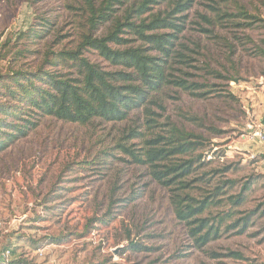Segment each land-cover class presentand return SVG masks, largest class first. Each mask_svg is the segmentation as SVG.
I'll return each instance as SVG.
<instances>
[{"label":"rangeland","instance_id":"obj_1","mask_svg":"<svg viewBox=\"0 0 264 264\" xmlns=\"http://www.w3.org/2000/svg\"><path fill=\"white\" fill-rule=\"evenodd\" d=\"M84 3L0 0V71L32 70L49 50L75 47ZM222 6L230 11L244 7L263 25L247 34L255 42L264 37V0H228ZM198 12L208 13L204 4L196 5L190 15L193 24L185 33L190 49L199 46V54H193L197 64L208 62L239 81L210 78L219 86L208 99L166 88L158 98L163 108L154 106L158 130L172 121L204 135L213 152H225V159L218 161L231 164L229 175L240 183L261 175L247 192L245 207L261 204L262 211L264 143L252 134L264 125V60L250 56L224 26L200 22ZM204 28L211 29L209 36ZM43 29H49L46 37L21 36ZM105 30L101 27L96 34ZM190 71L205 82L203 71ZM141 115L137 112L123 123L95 119L88 125L43 117L26 137L0 151V255L11 248L34 264H264V216L247 233L206 246V251L218 254L240 251L242 260L211 258L189 246L169 192L151 179L146 167L130 162L116 147L127 128L143 125L144 120H137ZM133 142L137 148L143 144ZM256 231L257 236H251ZM129 232L132 240L153 250H127Z\"/></svg>","mask_w":264,"mask_h":264},{"label":"trees","instance_id":"obj_2","mask_svg":"<svg viewBox=\"0 0 264 264\" xmlns=\"http://www.w3.org/2000/svg\"><path fill=\"white\" fill-rule=\"evenodd\" d=\"M227 1L85 0L79 8L80 39L75 47L49 50L43 63L32 70L0 71V151L26 137L43 117L88 125L95 119L123 123L141 112L137 120H144L143 125L127 128L116 147L130 162L146 167L151 179L169 192L174 215L184 225L191 248L211 258L244 259L240 251L218 254L206 251V246L224 236L247 233L264 216L261 204L245 207L247 192L261 175L242 183L231 178L232 165L218 161L225 159V152H213L209 139L176 122L169 121L166 129L158 130L159 114L154 110V106L163 108L158 98L168 87L208 99L219 86L210 78L239 81L208 62L203 67L197 64L193 54H199V46L190 49L185 35L196 5L204 4L208 12H198L200 22L224 26L250 56L264 60V37L255 42L247 34L262 29L261 20L244 7L224 9ZM101 27L105 33L97 35ZM211 32L203 29L207 36ZM48 33L49 29L32 30L21 36L42 38ZM190 69L203 71L205 82L196 80L197 73ZM133 140L142 141V146L137 148ZM131 235L126 238L127 250H153ZM7 251V264H34L11 248L1 253L0 263Z\"/></svg>","mask_w":264,"mask_h":264},{"label":"built area","instance_id":"obj_3","mask_svg":"<svg viewBox=\"0 0 264 264\" xmlns=\"http://www.w3.org/2000/svg\"><path fill=\"white\" fill-rule=\"evenodd\" d=\"M252 137L254 138H258L260 139V141L262 143H264V125H262L261 129H259L258 131H255L253 134H252ZM4 230V226H3V223L0 221V233ZM10 258V252L7 251L5 254H4V261L1 262L0 264H7V261L9 260Z\"/></svg>","mask_w":264,"mask_h":264},{"label":"crops","instance_id":"obj_4","mask_svg":"<svg viewBox=\"0 0 264 264\" xmlns=\"http://www.w3.org/2000/svg\"><path fill=\"white\" fill-rule=\"evenodd\" d=\"M262 120H264V118H262ZM256 142V141H255ZM258 148H260V149H262L263 147L262 146H260V147H258ZM263 152V151H262Z\"/></svg>","mask_w":264,"mask_h":264}]
</instances>
